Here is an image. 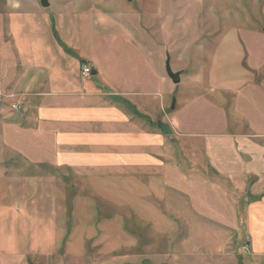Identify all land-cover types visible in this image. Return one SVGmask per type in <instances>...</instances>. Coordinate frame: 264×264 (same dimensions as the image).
Returning a JSON list of instances; mask_svg holds the SVG:
<instances>
[{
    "label": "crops",
    "instance_id": "1",
    "mask_svg": "<svg viewBox=\"0 0 264 264\" xmlns=\"http://www.w3.org/2000/svg\"><path fill=\"white\" fill-rule=\"evenodd\" d=\"M2 1L8 18H17L19 34L0 59V119L8 148L34 165L83 176L139 174L150 185L183 188L186 179L192 198L214 209L213 220H230V226L231 220H245L252 254L264 256V29L263 36L253 31L223 36L208 57L206 95L181 104L168 122L173 134L166 136L158 122L175 88L146 47L141 48L144 57L134 59L125 51L99 69L98 27L83 31L77 25L80 14L68 15L65 9L48 16L41 0ZM44 17L49 21L37 20ZM27 18L40 24L38 40H30ZM51 19L57 34L76 38L67 51L53 36ZM89 45L88 58L78 49ZM85 66L90 76L83 74ZM196 86L193 90L200 92L201 85ZM15 101L23 113L12 110ZM186 156L198 166L206 162L208 170L201 174L214 179L191 180L195 162L189 170L180 169ZM244 199L239 218L236 202Z\"/></svg>",
    "mask_w": 264,
    "mask_h": 264
},
{
    "label": "rangeland",
    "instance_id": "2",
    "mask_svg": "<svg viewBox=\"0 0 264 264\" xmlns=\"http://www.w3.org/2000/svg\"><path fill=\"white\" fill-rule=\"evenodd\" d=\"M48 1V16L68 9V15L80 14L77 25L83 31L93 33L98 27L99 69L125 51L134 59L144 57L141 48L146 47L166 76L168 61L174 73L183 72L178 85L166 77L175 88L160 113L166 124L184 101L201 92L206 95L208 57L228 31L263 36L264 0ZM5 9L0 0V59L8 43L19 40L17 18H8ZM37 20L27 18L24 23L30 40L39 39ZM52 32L64 51L76 39L69 41L60 32L64 42L53 26ZM90 48L78 52L88 57ZM196 83L200 92L193 90ZM2 131L0 119V264H264V256L252 254L245 220H231V226L230 220H213L214 209L187 192L188 180L185 189L148 183L150 190L144 175L83 176L34 165L4 144ZM185 159L180 169L189 170L195 161ZM195 164L191 180L207 184L214 179L201 174L208 170L206 162ZM171 188L184 189V195ZM246 203L236 202L239 218Z\"/></svg>",
    "mask_w": 264,
    "mask_h": 264
},
{
    "label": "water",
    "instance_id": "3",
    "mask_svg": "<svg viewBox=\"0 0 264 264\" xmlns=\"http://www.w3.org/2000/svg\"><path fill=\"white\" fill-rule=\"evenodd\" d=\"M128 2H132L133 0H127ZM40 4L43 8L47 9L50 6V3L48 0H41ZM166 71L168 74V77L172 80L174 85L180 84V73H174L170 67V62H167ZM175 109V102L173 103L172 110ZM158 128L162 132L163 135L171 136L173 134V131L171 129V126L169 124L158 122Z\"/></svg>",
    "mask_w": 264,
    "mask_h": 264
},
{
    "label": "built area",
    "instance_id": "4",
    "mask_svg": "<svg viewBox=\"0 0 264 264\" xmlns=\"http://www.w3.org/2000/svg\"><path fill=\"white\" fill-rule=\"evenodd\" d=\"M91 73H92V70L90 68H88L86 66L83 68V74L85 76H90ZM13 110H15L16 112L20 111L21 110L20 105L19 104L14 105Z\"/></svg>",
    "mask_w": 264,
    "mask_h": 264
}]
</instances>
